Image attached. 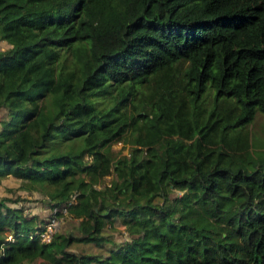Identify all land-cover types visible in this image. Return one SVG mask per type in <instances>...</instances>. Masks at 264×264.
Segmentation results:
<instances>
[{"label":"trees","instance_id":"1","mask_svg":"<svg viewBox=\"0 0 264 264\" xmlns=\"http://www.w3.org/2000/svg\"><path fill=\"white\" fill-rule=\"evenodd\" d=\"M0 39V179L77 220L1 196L0 264H264V0H0Z\"/></svg>","mask_w":264,"mask_h":264},{"label":"rangeland","instance_id":"2","mask_svg":"<svg viewBox=\"0 0 264 264\" xmlns=\"http://www.w3.org/2000/svg\"><path fill=\"white\" fill-rule=\"evenodd\" d=\"M8 46V43L0 39V48ZM8 117V113L5 108L0 107V120ZM249 131L258 136H262L264 133V113L261 111H256L252 123L250 124ZM112 150L115 153H123L127 151V145H123L122 142L116 141L111 145ZM107 176V175H106ZM107 178V177H105ZM19 179L13 176H6L0 179V197L6 196L13 198L15 196H20V199L16 204L21 201L24 205V212L27 214L36 215L37 219L47 218L48 208L47 204L44 202L43 196L36 190H27L19 186ZM11 204L12 202H7ZM57 225L54 232H76L77 220L75 217L69 215L68 213H61L57 215ZM40 222V221H39ZM105 233L109 234L113 241H119L125 237V232L117 218L114 219L112 225H106ZM110 240L104 241L101 246H96L93 243H73L69 247L72 249H82L88 251H97L103 253L106 248L110 247ZM23 264H49L48 262L42 260L41 258H35L31 261H24Z\"/></svg>","mask_w":264,"mask_h":264},{"label":"built area","instance_id":"3","mask_svg":"<svg viewBox=\"0 0 264 264\" xmlns=\"http://www.w3.org/2000/svg\"><path fill=\"white\" fill-rule=\"evenodd\" d=\"M108 176V175H107ZM98 186V185H97ZM75 192L70 193V195L68 196L65 205H63L62 207H57V206H52L49 209V213L48 216L45 220V222L43 223L42 227L38 230H36L38 236L40 237L41 240H48L51 238L56 225H57V214L56 211H61V213H66V206L67 204H74L75 203Z\"/></svg>","mask_w":264,"mask_h":264},{"label":"crops","instance_id":"4","mask_svg":"<svg viewBox=\"0 0 264 264\" xmlns=\"http://www.w3.org/2000/svg\"><path fill=\"white\" fill-rule=\"evenodd\" d=\"M48 208V213H49V207H47ZM48 213H47V215H48Z\"/></svg>","mask_w":264,"mask_h":264}]
</instances>
